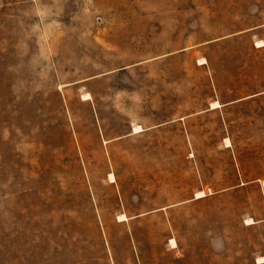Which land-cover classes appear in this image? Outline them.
I'll return each mask as SVG.
<instances>
[{
  "label": "rangeland",
  "instance_id": "rangeland-1",
  "mask_svg": "<svg viewBox=\"0 0 264 264\" xmlns=\"http://www.w3.org/2000/svg\"><path fill=\"white\" fill-rule=\"evenodd\" d=\"M263 184L264 0H0V264H257Z\"/></svg>",
  "mask_w": 264,
  "mask_h": 264
},
{
  "label": "bare ground",
  "instance_id": "bare-ground-1",
  "mask_svg": "<svg viewBox=\"0 0 264 264\" xmlns=\"http://www.w3.org/2000/svg\"><path fill=\"white\" fill-rule=\"evenodd\" d=\"M142 131V129H141V127H136L135 128V133H138V132H141ZM228 143H229V141H228ZM114 178V177H113ZM114 180H115V178H114ZM264 185V184H263ZM199 197H204V195H203V193H200L199 194ZM122 218V217H121ZM126 220V219H125ZM253 222H251V224H252ZM173 244H175V242H173ZM258 263L259 264H264V258H260L259 259V261H258Z\"/></svg>",
  "mask_w": 264,
  "mask_h": 264
},
{
  "label": "crops",
  "instance_id": "crops-1",
  "mask_svg": "<svg viewBox=\"0 0 264 264\" xmlns=\"http://www.w3.org/2000/svg\"><path fill=\"white\" fill-rule=\"evenodd\" d=\"M258 264V263H257Z\"/></svg>",
  "mask_w": 264,
  "mask_h": 264
}]
</instances>
